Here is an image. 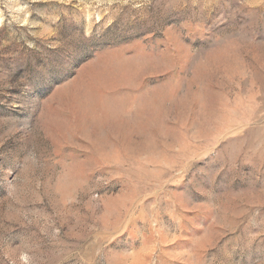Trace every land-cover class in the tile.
Listing matches in <instances>:
<instances>
[{
    "label": "rangeland",
    "instance_id": "374dc122",
    "mask_svg": "<svg viewBox=\"0 0 264 264\" xmlns=\"http://www.w3.org/2000/svg\"><path fill=\"white\" fill-rule=\"evenodd\" d=\"M0 264H264V0H0Z\"/></svg>",
    "mask_w": 264,
    "mask_h": 264
}]
</instances>
